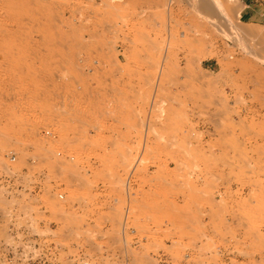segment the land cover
<instances>
[{
    "label": "rangeland",
    "instance_id": "1",
    "mask_svg": "<svg viewBox=\"0 0 264 264\" xmlns=\"http://www.w3.org/2000/svg\"><path fill=\"white\" fill-rule=\"evenodd\" d=\"M207 1L0 0V264H264V22Z\"/></svg>",
    "mask_w": 264,
    "mask_h": 264
},
{
    "label": "crops",
    "instance_id": "2",
    "mask_svg": "<svg viewBox=\"0 0 264 264\" xmlns=\"http://www.w3.org/2000/svg\"><path fill=\"white\" fill-rule=\"evenodd\" d=\"M244 9L242 13L249 19L257 18L264 22L263 11L264 8L260 5V0H242Z\"/></svg>",
    "mask_w": 264,
    "mask_h": 264
},
{
    "label": "built area",
    "instance_id": "3",
    "mask_svg": "<svg viewBox=\"0 0 264 264\" xmlns=\"http://www.w3.org/2000/svg\"><path fill=\"white\" fill-rule=\"evenodd\" d=\"M260 5L264 8V0H260ZM263 16H264V11H263ZM5 158L9 161H15L16 160V153L12 152V151H8L5 153ZM15 175H17L16 173H14L13 171H4L2 173H0V181L3 183H9L12 182L15 179ZM59 199L62 198V195L59 194L57 196Z\"/></svg>",
    "mask_w": 264,
    "mask_h": 264
},
{
    "label": "bare ground",
    "instance_id": "4",
    "mask_svg": "<svg viewBox=\"0 0 264 264\" xmlns=\"http://www.w3.org/2000/svg\"><path fill=\"white\" fill-rule=\"evenodd\" d=\"M230 1H234V0H230ZM200 4L203 6V8L207 10L211 9V3H209L207 0H200Z\"/></svg>",
    "mask_w": 264,
    "mask_h": 264
}]
</instances>
